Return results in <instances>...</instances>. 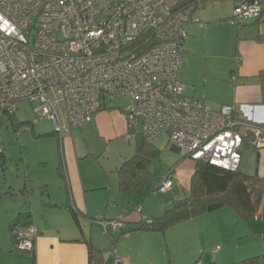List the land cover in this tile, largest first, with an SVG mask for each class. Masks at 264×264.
Listing matches in <instances>:
<instances>
[{
  "label": "built area",
  "instance_id": "obj_1",
  "mask_svg": "<svg viewBox=\"0 0 264 264\" xmlns=\"http://www.w3.org/2000/svg\"><path fill=\"white\" fill-rule=\"evenodd\" d=\"M205 1L0 0V114L26 100L65 135L93 121L107 93L124 90L127 120L134 128L141 122L147 141L167 134L183 158L237 171L245 139L264 149V127L240 119L233 106L210 110L178 79L185 27L200 23L195 11ZM260 11L239 4L233 21ZM100 226L110 234L123 223ZM37 236L32 224L20 230L17 249L32 251Z\"/></svg>",
  "mask_w": 264,
  "mask_h": 264
},
{
  "label": "rangeland",
  "instance_id": "obj_2",
  "mask_svg": "<svg viewBox=\"0 0 264 264\" xmlns=\"http://www.w3.org/2000/svg\"><path fill=\"white\" fill-rule=\"evenodd\" d=\"M195 14L207 24L205 37L201 39L196 31H193L186 45V52L197 55L194 56L193 61L189 62V69L186 71L182 67L178 74L179 81L186 83V86L189 85L185 92L186 95H190L194 89V84L185 80V75L188 74V70L192 66V73H194L197 68L201 70L204 68V64L211 63L213 67L217 68V70L214 68L215 73L221 75L226 72L225 69L231 63L229 56L220 58L201 57L202 53H198L204 50V45L212 53L226 52L230 54L235 50L239 36H243L244 33L264 31V17L260 23L255 24L254 19L246 18L240 27L228 20L219 22V19L231 18L234 15L233 0L203 2ZM188 25L186 29H188ZM214 93V85H209V96L212 97ZM106 102L108 104L107 109L98 112V122L93 121L82 127L73 128L72 132L70 131L65 135L58 133L52 136L38 137L41 133L53 132L56 129L49 120L40 119L35 113V103L26 100L17 103L16 118L18 121L15 124L6 120L1 121L0 152H4L8 163L4 171L0 172V264H33L31 253L18 250L9 233L10 221L20 209L30 208L36 219V225L38 222L47 223L48 231L53 236L67 235L73 230L81 234L76 229L68 210H52L42 205V201L45 199H58L59 196L65 195V182L58 175L57 169L62 153H64L63 137L72 136L71 139L76 141V147L80 153L91 154V157L82 161L87 165L88 173H98L106 181L105 188L90 192L96 202L92 214L94 218L101 220L99 223L92 224V235L94 233L96 236L95 255L97 264L110 263L114 256V240L123 232L106 234L100 226L102 221L123 219L127 216L136 218L139 215V209L146 210L149 206L152 207V216L157 217L174 205L187 203L191 200L190 179L195 162L189 158H183L182 154L173 151L174 144L167 134L154 142V145L160 150L161 156L152 162L150 169L152 177L143 193L133 197L120 192L119 179L115 169L123 162L124 158L135 152V133L142 131L143 127L139 121L135 127L136 131L124 136L123 134L129 131L127 116L124 112L130 105L129 97L123 94L107 93ZM31 121L34 122L33 127L30 124L16 125L19 122ZM253 149L245 147L241 170L251 174L258 172L264 176V156L260 155L258 160V151ZM261 151L259 150V152ZM100 155H102L101 160L105 169L111 170L110 173H106L93 158V156ZM28 178L31 179L29 182L31 192L29 188L26 189L25 187ZM162 184L168 185L166 194H161L158 189ZM47 185L48 187H46ZM43 189L45 192H42ZM65 197L62 201H65ZM223 213L221 214L222 231L220 232L222 238L229 239L228 235H230V239H233L234 230L239 234V239L231 244L221 245V247L202 250L196 245L198 242L197 228L194 229L192 226L196 225L198 220L192 222L193 224L177 226L174 228L176 231L174 252L178 260L185 264H218L230 256H241L244 253L251 256H261L260 264H264V240L260 237L259 231H256L260 226L264 228V223L260 220H254L251 230L250 225L241 218L237 220L234 216L235 220L228 219ZM81 221L84 231L92 236L91 224L88 219ZM133 226L135 224H124V228L127 229L133 228ZM183 227H185L184 229L189 227V229L182 233L180 229ZM235 237L238 238V236ZM241 237L243 239H240ZM216 257L219 261L216 260Z\"/></svg>",
  "mask_w": 264,
  "mask_h": 264
},
{
  "label": "crops",
  "instance_id": "obj_3",
  "mask_svg": "<svg viewBox=\"0 0 264 264\" xmlns=\"http://www.w3.org/2000/svg\"><path fill=\"white\" fill-rule=\"evenodd\" d=\"M195 16L199 18L200 23H190L188 25V29H186L185 27L188 36L182 48V60L183 67L184 69H186V71L187 69H189V62L193 61V58H195L194 56H197L196 54H191V52H186L185 50L186 45L189 42L188 40L192 35L191 33H193V31H196V34L200 36L201 39L205 37V29L207 22H203L200 17L196 14ZM225 19L227 18L219 19V22ZM261 34L264 35V31H261L260 33H244L243 36H239L236 48L230 54H227L226 52L212 53L204 45V50L198 53H202L201 57L203 56V58H220L229 56L231 57V63L229 67L225 69L226 72L221 75H217L215 73L217 68L213 67L211 63H207L208 65L204 64V68L201 70L200 68H197L194 73H192V66L190 70H188V74L185 75V80L190 83H193L194 89L192 90L191 94L187 96L197 101L203 102L205 106L212 111H219L225 105L233 106L235 108L236 115L240 119L250 121L259 125H264V77L262 76V74L264 73V42L258 40V36ZM198 56L200 57V55ZM234 77L236 78L235 81H233ZM199 78L201 80L195 81V79ZM209 85H214L215 87V93L212 97H210L208 94ZM188 86L189 85L187 84L186 90ZM93 121H99L98 114ZM43 134L47 133H41L39 135ZM123 135H127V132ZM71 137L72 136L63 137L62 139L64 153H62L60 163L57 166L58 175L65 182V201H62V199L64 198L63 195L61 197L59 196L58 199L50 198L51 201H49L57 204L58 207L49 209L68 210L63 206V204L66 203L67 200H70L72 206L77 208L80 212L85 215V217L82 219H88L89 223L91 224L90 232L92 235V224H94L92 219H99L94 218V215L92 214V210L93 208H95L96 202L95 199L92 198L90 192L99 188H105L104 185L106 181L104 180V177H102V175H99L98 173H88L87 165H85L82 161L91 157V154H84L85 152L80 153L77 150L76 141L71 139ZM263 151L264 150L261 151L262 153L260 152V155L264 156ZM93 158L106 173L111 172V170L105 169L104 164L101 160L102 155L97 157L93 156ZM126 158H124V160ZM119 166L116 167L115 172ZM46 187H48V185ZM26 211L31 210L30 208L20 209L14 215V217L17 216L19 213ZM138 213L139 215L136 218H131L130 216L124 217L126 223L134 224L139 220H150L156 217L155 215L152 216V207L150 206L147 207L146 210H144L143 208L139 209ZM222 213L225 217L227 216L226 218L228 219L231 218L235 220L236 217V219L238 220L239 218L238 215L232 209L229 210V208H221L214 212L204 214L190 221L176 225L169 229L166 235L158 233L131 232L129 234L121 236L117 241L115 251V254L118 258L117 263L185 264L184 262L178 260V257L174 252V237L176 235V231L174 228H177V226H182L183 224H191L192 222H196L197 220L198 223L192 226L194 227V229L197 228L196 232L198 236V242L196 245H198L200 249L207 250L215 247H221V245L231 244L233 241L239 239V234L233 230V239H230V235H228L229 239H226V237L222 238V235L220 234V232L222 231ZM30 222L36 226L39 232L34 242V255L36 258V264H90V254L88 246L85 242V237L92 239L93 245L95 246L96 250V236L94 233L92 236H89L84 231L82 221L81 226L83 229V233L73 220L76 229H78L81 234H79L77 231L74 232L75 230H73L70 234L59 236H53L49 233L47 223L38 222L37 226L36 219L33 215L30 219ZM185 227L180 229L182 233L185 232L184 230L189 229V227L184 229ZM133 228H124L123 230H121V232L125 229L131 230ZM250 228L252 230L253 226L250 225ZM263 229L264 228L260 226L256 229V231L258 230L260 234ZM235 236H238V238H236ZM240 239H243V237H241ZM250 257H252L250 254L243 253L241 256H230V258H227V260H221L220 262H218V264H239L242 260ZM216 260L219 261L217 257ZM239 260L240 262H238ZM91 264H97L95 251L93 253V263L91 260Z\"/></svg>",
  "mask_w": 264,
  "mask_h": 264
},
{
  "label": "trees",
  "instance_id": "obj_4",
  "mask_svg": "<svg viewBox=\"0 0 264 264\" xmlns=\"http://www.w3.org/2000/svg\"><path fill=\"white\" fill-rule=\"evenodd\" d=\"M233 1L234 9L236 6L243 3L258 4L261 10L259 16L256 18L248 19H254V24L260 23L263 20L264 0ZM233 17L234 16L225 20H228L239 27L240 25H243L241 23L233 21ZM258 40L264 42V35H259ZM262 76L264 77V73L262 74ZM124 92V90L119 91L120 94ZM107 106L108 104L106 102V97H103L101 100L99 111L107 109ZM3 120L15 124L18 121L16 118V112L8 116L0 114V123ZM21 124H30L33 127L34 122H19V124L16 125ZM261 126L264 127V125ZM128 129L129 131L127 132V135H130L134 133V131H136V129L131 126L129 121ZM56 134H58V132L54 130L53 132L47 134L38 135V137L52 136ZM135 139L136 144L134 154L131 157L126 158L116 170L119 179L120 192L133 197L140 196L143 193L152 177V172L150 170L152 162L155 159L160 158L161 156L160 150L154 145V143L147 141L141 132L135 133ZM245 147L254 148L253 150L255 151L257 150V159L259 160V150L263 149H257L256 147H254L251 144V137L245 139L243 151L245 150ZM243 151L242 154L244 155ZM194 162V170L190 179L191 200L187 203L174 205L161 216L154 217L150 220H139L138 222L134 223L135 226L133 229L123 231V233H121L118 238L114 240V258L112 261H110L109 264H118V258L115 254V251L117 241L121 236L129 234L131 232L158 233L166 235L168 230L176 225L190 221L204 214L214 212L221 208L227 207L232 209L239 218L247 222L249 225H252V222L254 220H260L264 223V176H261L258 172L251 174L242 171V162L240 168L237 171L223 170L219 167L210 165L202 161ZM7 163L8 159L6 155L4 154V152H0V172L4 171ZM30 181V178L26 180V189L30 187ZM160 186L158 189H160ZM29 190L30 192L32 191L30 188ZM42 192H45V190H42ZM42 205L46 208L58 207L57 204L52 203L46 199L42 201ZM63 206L70 211L74 222L78 225L79 229L83 233L81 219L84 218L85 215L77 208L73 207L70 203V200H67L66 203L63 204ZM31 217V211H26L19 213L10 221L9 233L15 247H17L19 241L18 232L32 224L30 222ZM114 220L121 221L123 223V228L118 231L123 230L124 224L126 223L125 219L123 218ZM92 221L94 223H99L101 220L92 219ZM260 237L264 240V229L260 232ZM85 242L88 246L91 264V260L93 263V253L95 251V246L93 245L91 238L85 237ZM29 253L33 254L32 261L33 264H36L34 249L32 251H29ZM239 264H260V256H252L250 258L244 259Z\"/></svg>",
  "mask_w": 264,
  "mask_h": 264
},
{
  "label": "water",
  "instance_id": "obj_5",
  "mask_svg": "<svg viewBox=\"0 0 264 264\" xmlns=\"http://www.w3.org/2000/svg\"><path fill=\"white\" fill-rule=\"evenodd\" d=\"M172 149H173V151H175L176 153H179L178 149H177L175 146H173Z\"/></svg>",
  "mask_w": 264,
  "mask_h": 264
}]
</instances>
